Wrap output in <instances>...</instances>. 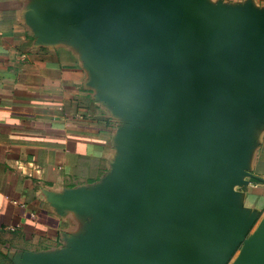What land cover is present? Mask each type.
Instances as JSON below:
<instances>
[{
    "label": "water",
    "instance_id": "95a60500",
    "mask_svg": "<svg viewBox=\"0 0 264 264\" xmlns=\"http://www.w3.org/2000/svg\"><path fill=\"white\" fill-rule=\"evenodd\" d=\"M115 92L135 90L145 131L121 185L94 199L105 227L80 264H264V238L220 226L239 134L232 95L264 103V24L210 19L184 0H58Z\"/></svg>",
    "mask_w": 264,
    "mask_h": 264
},
{
    "label": "crops",
    "instance_id": "0c3cea01",
    "mask_svg": "<svg viewBox=\"0 0 264 264\" xmlns=\"http://www.w3.org/2000/svg\"><path fill=\"white\" fill-rule=\"evenodd\" d=\"M184 1L233 27L264 24V0ZM57 2L0 0V246L19 264L83 261L107 225L92 202L124 181L146 127L139 94L115 92L82 23L48 24ZM232 116L237 182L215 215L264 238V103L233 94Z\"/></svg>",
    "mask_w": 264,
    "mask_h": 264
},
{
    "label": "rangeland",
    "instance_id": "374dc122",
    "mask_svg": "<svg viewBox=\"0 0 264 264\" xmlns=\"http://www.w3.org/2000/svg\"><path fill=\"white\" fill-rule=\"evenodd\" d=\"M0 264H19L15 261L13 255L6 250V248L0 246Z\"/></svg>",
    "mask_w": 264,
    "mask_h": 264
}]
</instances>
